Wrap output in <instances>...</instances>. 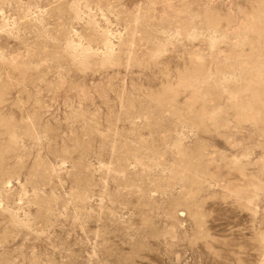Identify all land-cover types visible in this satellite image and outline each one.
<instances>
[{
	"label": "rangeland",
	"instance_id": "obj_1",
	"mask_svg": "<svg viewBox=\"0 0 264 264\" xmlns=\"http://www.w3.org/2000/svg\"><path fill=\"white\" fill-rule=\"evenodd\" d=\"M0 264H264V0H0Z\"/></svg>",
	"mask_w": 264,
	"mask_h": 264
}]
</instances>
